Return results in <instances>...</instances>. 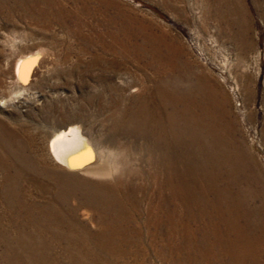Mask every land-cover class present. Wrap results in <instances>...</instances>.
<instances>
[{
  "label": "rangeland",
  "instance_id": "obj_1",
  "mask_svg": "<svg viewBox=\"0 0 264 264\" xmlns=\"http://www.w3.org/2000/svg\"><path fill=\"white\" fill-rule=\"evenodd\" d=\"M0 102V264H264V0H0Z\"/></svg>",
  "mask_w": 264,
  "mask_h": 264
},
{
  "label": "bare ground",
  "instance_id": "obj_2",
  "mask_svg": "<svg viewBox=\"0 0 264 264\" xmlns=\"http://www.w3.org/2000/svg\"><path fill=\"white\" fill-rule=\"evenodd\" d=\"M29 61H30V58L20 59L15 64V68H14L15 77L18 81H21L22 83L23 81H25V78L28 77L27 74L29 73L28 72L29 63H30ZM0 105L3 106V102H0ZM88 146H89L88 139L82 135L79 127H74V126L66 128L64 130L57 131L53 137L48 139V143H47V147H48V151L50 155L53 156L56 160L66 165L68 168H71L72 166L78 164V162H81L82 160H84V156L73 158L72 154L76 152L77 150L87 149ZM113 152H116V151H113ZM84 170L90 171V172L96 171V170L104 171V168L103 166L95 165L92 167L85 168Z\"/></svg>",
  "mask_w": 264,
  "mask_h": 264
}]
</instances>
